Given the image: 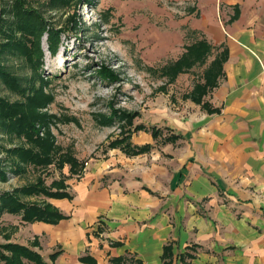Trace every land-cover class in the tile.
Wrapping results in <instances>:
<instances>
[{
  "label": "crops",
  "instance_id": "0c3cea01",
  "mask_svg": "<svg viewBox=\"0 0 264 264\" xmlns=\"http://www.w3.org/2000/svg\"><path fill=\"white\" fill-rule=\"evenodd\" d=\"M176 1L197 8L199 16L186 15L221 46L217 52L228 49L225 77L206 97L221 112H167L161 123L182 135L176 142L139 130L132 141L152 143L151 151L114 148L83 161L82 173L66 179L71 199L37 201L67 218L24 222L5 212L20 217L22 232L7 233L6 242L50 262L61 250L54 264H110L118 256L132 259L123 264H164L166 245L171 264H264V0Z\"/></svg>",
  "mask_w": 264,
  "mask_h": 264
},
{
  "label": "rangeland",
  "instance_id": "374dc122",
  "mask_svg": "<svg viewBox=\"0 0 264 264\" xmlns=\"http://www.w3.org/2000/svg\"><path fill=\"white\" fill-rule=\"evenodd\" d=\"M51 5L49 0H28L23 7L38 12L55 28V35L63 31L57 37L59 46L55 53L49 50L48 33L36 32L39 20L30 15L31 11L23 12L16 0H0V29L13 25L20 17L29 36L18 34L19 38L26 40L29 49L36 52L39 47L43 54L33 65L31 57L16 56L10 48L5 52L4 47L0 63L10 68L22 85L16 90L1 80L0 97L29 105L45 96L46 104L39 111L48 113V128L60 152L70 151L84 162L101 160L111 141L120 138L124 131H131L134 136L138 124L165 128L162 119L167 112L188 113L191 106L200 108L185 94L202 79L206 66L197 65L179 74L174 82H168L160 72L163 65L180 57L186 44L201 36V32L205 34L195 17L186 15V3L79 0L60 9ZM190 29L198 33H191ZM6 40L0 34V43ZM104 67L113 71L112 78L103 79L99 71ZM20 145L29 146L25 136L0 132V161L6 171V178L0 179V192H14L40 180L50 185L54 180L71 177L69 166L62 170L56 161L48 167L19 162V170H15L17 157L11 159L7 148ZM32 196L33 200H27L30 195H21L29 202L43 199ZM2 216L0 242H6L7 233L19 232L16 237L20 238V217Z\"/></svg>",
  "mask_w": 264,
  "mask_h": 264
},
{
  "label": "trees",
  "instance_id": "16d2710c",
  "mask_svg": "<svg viewBox=\"0 0 264 264\" xmlns=\"http://www.w3.org/2000/svg\"><path fill=\"white\" fill-rule=\"evenodd\" d=\"M49 1L52 2V8L60 9L77 3L79 0ZM27 2L28 0H16L17 6L22 7L23 12L29 10V12H32L30 15L35 16L39 20V27L36 32L42 31V33H48L47 43L49 50L55 53L59 46V39L57 37L60 38L61 32L63 31L60 30L55 35V28L51 27L47 20L40 16L38 12L35 13V10L23 7L24 3ZM185 10L187 14H194L195 16H199L200 14L195 7H187ZM190 30L191 33H198L196 32L197 30ZM0 34L7 38L6 43H0V51L5 47V52H7L10 48V52H13L16 56L20 55L23 58L31 57V60L34 59L33 65L36 64L35 61H39L42 58L41 56L43 54L42 51H38L39 47L34 52L32 48L29 49L25 39L22 40L19 38V35H23V38L29 36L20 17L13 25L8 24L5 29H0ZM220 47L212 44L201 32V36L196 37L192 42L185 45V51L178 59L168 62L160 69L161 76L167 77L168 82H174L179 74L188 72L197 65L206 66L202 79L197 81L193 88L185 94V98L200 105L208 113L221 112L220 107L213 106L206 99L208 94L220 84V80L225 77L223 65L228 59L229 53L226 47H223V50L217 52ZM210 57L213 58L209 60ZM99 73L103 79H110L114 76L113 71L105 67ZM13 76L11 69L0 63V81L3 80L9 87L18 90L22 84L20 85ZM43 100H45V96L27 105L24 101L10 102L8 99L0 97V132L4 131L25 136L29 142V146L20 145L7 148V155L12 156L10 157L11 159L14 160L17 157V162L14 161L16 165L15 170H19V162H29L38 166L48 167L56 161L58 167L62 168V170L66 165H69L71 174L82 173L84 162L70 151L61 150L63 152H60L56 146L55 138L48 128V113L39 111L40 107L42 108L46 104ZM42 129L45 130L43 134L41 133ZM134 129L137 131H148L156 141L161 139L165 143L176 142V140L182 137L181 134L172 133L173 129L169 126L162 128L156 125L146 126L144 124H138ZM164 130L169 133L165 134ZM132 133L131 131H124L120 138L111 141L108 148H118L128 156H136L151 151L154 147L152 143L136 144L132 141ZM5 175L6 171L3 169L0 161V179H5ZM66 179L67 177H63L59 180H54L50 185H46L43 180H40L36 184L22 187L14 192H0V215L9 212L20 214L24 222L43 221L47 223H58L60 220L67 218V215L60 209L49 203L42 204L25 201L21 195H45L54 198L71 199L72 195L67 190ZM34 245H37V243L35 242ZM60 253L61 250H56L51 253L50 262L40 252L30 246L17 242H0V262L2 264H54L53 262ZM172 256L173 253L170 245H166L163 253L164 264H171ZM86 259V257H81L83 261ZM127 260L132 261V259L126 256L113 257L111 258L110 264H123ZM133 261L136 264H142L140 260L133 259Z\"/></svg>",
  "mask_w": 264,
  "mask_h": 264
},
{
  "label": "built area",
  "instance_id": "2783aa9c",
  "mask_svg": "<svg viewBox=\"0 0 264 264\" xmlns=\"http://www.w3.org/2000/svg\"><path fill=\"white\" fill-rule=\"evenodd\" d=\"M2 156V154L0 153V157Z\"/></svg>",
  "mask_w": 264,
  "mask_h": 264
}]
</instances>
